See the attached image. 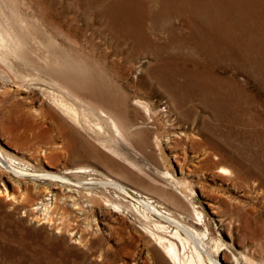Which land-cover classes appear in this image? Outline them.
<instances>
[{
  "label": "rangeland",
  "instance_id": "374dc122",
  "mask_svg": "<svg viewBox=\"0 0 264 264\" xmlns=\"http://www.w3.org/2000/svg\"><path fill=\"white\" fill-rule=\"evenodd\" d=\"M147 1L140 0L145 6L150 4L152 12L149 17L143 14L144 29L165 26L168 18L155 19L157 1L152 5ZM45 4L54 8L47 11L42 7ZM109 4L113 0H100L97 9L102 11ZM15 6L22 15L33 13L38 20H30L27 27L16 26L21 43L18 54L8 55L7 63L0 61V151L4 157L31 175L89 169L87 177H68L76 181L109 178L192 224L195 218L189 204L163 183L161 177L167 171L192 189L194 207L202 213L198 231L223 244L222 264L223 258L228 264L233 262V256L244 264L245 255L255 264H264V185L219 173L223 167L234 176L237 168L231 163H205V153L212 150L204 153L205 148L197 145L205 133L194 116L207 113L188 104L184 109L194 114L188 120L170 102L169 95L150 81L153 57L146 50L132 52L129 44L120 47L101 28L106 19L92 15L86 2L77 6L74 0H17ZM40 12L55 15L57 21L40 19ZM170 22L184 25L178 18ZM246 31L245 39L252 44L255 39L253 56L264 62V33L260 36L257 31L254 37ZM159 35L157 43H170L165 32L160 30ZM175 50L176 44H171L167 52ZM129 51L134 54L126 61L123 56ZM238 78L256 92L264 107V89L247 72ZM48 81L89 108L111 113L124 138L108 133L98 141L72 124L50 102L45 91ZM136 98L151 108L149 120L133 105ZM129 124L137 129L128 132ZM214 134L219 136L216 129ZM154 136L159 138L161 151L153 145ZM102 140H111V144L105 146ZM11 173L0 166V264H154L157 258L164 263L129 198ZM5 190L9 197H2ZM105 200L124 209L117 212ZM44 208H50L46 215Z\"/></svg>",
  "mask_w": 264,
  "mask_h": 264
},
{
  "label": "bare ground",
  "instance_id": "6f19581e",
  "mask_svg": "<svg viewBox=\"0 0 264 264\" xmlns=\"http://www.w3.org/2000/svg\"><path fill=\"white\" fill-rule=\"evenodd\" d=\"M16 1L0 0V61L3 63L7 61L8 55L17 56L18 48L21 46L16 26L27 27L30 20L35 22L38 20H35L36 15L33 13L22 15L15 6ZM99 1L74 0L77 6L86 2L87 8L93 11L92 15L94 13L95 17L106 19L101 28L111 34L120 47L129 44L132 52L137 54L140 50H146L153 57L150 81L169 95L170 102L182 110L184 116H188V120L191 119L190 114H193L191 110L184 109L188 104L207 113L205 117H197L196 114L194 116L200 119L201 130L205 133V138L197 145L205 148L204 153L208 149L212 150L211 153H205V163H209L210 166L231 163L237 168L234 176L223 167L219 168V173L239 181L257 180L260 185H264V107L258 100L256 92L249 90L247 84L238 78L239 74L247 72L248 76L264 89L262 75L264 62L260 56V58L258 55L253 56L256 52L255 39L251 40L252 44L250 40L244 38L245 29H248L246 32L249 36L256 34L257 31L259 33L257 35L260 36L261 32L264 33V0H151V5L153 1H157L156 6L159 7L154 13L155 19L168 18L166 21L169 22H165V26L161 24L162 29L153 25L148 30L144 29L143 14L147 17L152 16L150 4L145 6L140 0H113L112 5L109 4L104 10L99 11L97 9ZM42 7L49 11L53 6L45 4ZM48 15L40 12L38 17L40 16L42 20L57 21L55 15L52 14L50 17ZM173 18L181 19L184 25L171 24L170 19ZM160 30L168 35L170 43H157ZM171 44H176L177 50L167 52ZM132 52H125L123 59L129 61L134 54ZM254 66L257 69L255 71ZM46 85L45 91L51 99L50 102L72 124L92 133L98 141L108 133L119 139L124 138L121 125L111 113L89 108L59 85L50 82ZM133 105L142 111L146 119L151 118V108L144 101L136 98ZM261 107L263 110H260ZM135 127L136 125L129 124L126 130L132 132L137 129ZM215 129L219 136L214 134ZM158 139L154 136L153 145L161 151ZM110 141L102 140L101 144L105 145ZM0 166L19 177L29 176L40 181L85 190L103 189L107 193L112 191L129 198L133 202L135 212L146 222L147 235L161 252L164 263L157 258L154 264H222L220 256L224 252L223 244L210 239L207 232L198 231L202 213L194 207L190 194H193L192 189L166 170L161 177L163 183L167 182L179 199L189 204L193 219L195 218L194 223L181 222L171 213L162 211L157 203L146 196L109 178L103 181L93 179L76 181L77 179L72 180L68 177L70 174L80 178L91 175L86 168H76L62 174L31 175L25 172L27 170L23 169L24 172L17 170L12 165V160L4 157L1 151ZM7 193L5 190L2 197H9ZM105 204L117 212L124 209L123 205L110 200H105ZM44 209L45 215L49 213L47 211L50 208ZM239 259L233 256V262L230 264H238ZM242 259L244 264H255L246 255ZM223 262L229 263L224 258Z\"/></svg>",
  "mask_w": 264,
  "mask_h": 264
}]
</instances>
